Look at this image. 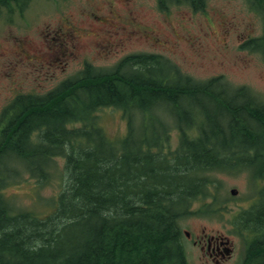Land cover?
Wrapping results in <instances>:
<instances>
[{
    "label": "trees",
    "instance_id": "1",
    "mask_svg": "<svg viewBox=\"0 0 264 264\" xmlns=\"http://www.w3.org/2000/svg\"><path fill=\"white\" fill-rule=\"evenodd\" d=\"M250 1L264 12V0ZM158 2L161 9L205 4ZM249 44L264 50L261 39ZM239 88L229 91L221 76L193 81L171 61L139 54L110 72L87 66L80 78L45 95H17L0 115V264H188L180 221L196 213L199 199L200 214L228 213L206 173L237 166L260 182L257 198L235 220L251 223L258 235L248 264H264V102ZM199 89L203 97L191 95ZM180 91L187 96H175ZM158 95L175 105L182 131L168 152L170 122L156 112L163 104ZM103 107L120 108L127 117L128 132L118 141L99 124ZM194 126L199 136L190 135ZM53 156L65 157L68 175L54 209L45 216L17 209L4 192L19 173L15 162L47 181Z\"/></svg>",
    "mask_w": 264,
    "mask_h": 264
},
{
    "label": "rangeland",
    "instance_id": "2",
    "mask_svg": "<svg viewBox=\"0 0 264 264\" xmlns=\"http://www.w3.org/2000/svg\"><path fill=\"white\" fill-rule=\"evenodd\" d=\"M4 2L0 0L1 4ZM25 3L27 6L22 11L17 9L15 1L9 3L12 13L9 7L0 9V115L17 95H45L80 75L87 62L100 70H114L123 57L139 54L163 57L196 82L221 76L229 91L246 86L258 101L264 102V54L245 45L247 40L264 35V16L252 7L250 0H205L200 9L187 2L170 3L161 9L158 0H30ZM71 31L79 35L75 42L62 35ZM60 42H68L65 46L75 45L74 54L67 59L68 63L57 60L50 64L51 48ZM177 79L181 86L179 80L183 79ZM202 94L199 89L191 95L203 97ZM175 96L183 99L187 95L180 91ZM226 96L231 98L228 92ZM157 97L163 104L156 112L172 124L168 132H171L170 144L175 148L180 141V131L172 123L175 105L168 103L163 95ZM196 107L200 108L198 103ZM97 115L109 138L116 141L126 134L127 117L122 109L102 108ZM140 119L137 113L135 120L139 125L143 121ZM49 164V179L44 181L33 176L25 163L15 162L19 173L9 180L4 192L17 209L40 216L54 209L59 194L68 185V175L63 156H53ZM206 176L220 185V200L228 203L230 211L214 217L190 214L180 221L189 264L216 262L186 242L190 241L186 229L193 237L203 232L230 236L235 254L225 264H240L244 240L231 221L236 212L255 201L260 182L247 170L210 171ZM201 202L199 199L192 211H200Z\"/></svg>",
    "mask_w": 264,
    "mask_h": 264
},
{
    "label": "flooded vegetation",
    "instance_id": "3",
    "mask_svg": "<svg viewBox=\"0 0 264 264\" xmlns=\"http://www.w3.org/2000/svg\"><path fill=\"white\" fill-rule=\"evenodd\" d=\"M65 37H67L72 42H75L77 37L74 31L69 32L68 34L63 33ZM68 42H60L57 46L51 48V62L50 64H54L57 60H65V63H68L67 59L74 54L73 48L70 46H65ZM58 53L64 56H59ZM197 243L201 244L202 249L208 252V256L211 257L212 260L216 261L218 264H222V261L226 259H230L232 255H234V249L230 244H227L224 239L221 237H206L205 235H201L198 237ZM222 260V261H221Z\"/></svg>",
    "mask_w": 264,
    "mask_h": 264
},
{
    "label": "bare ground",
    "instance_id": "4",
    "mask_svg": "<svg viewBox=\"0 0 264 264\" xmlns=\"http://www.w3.org/2000/svg\"><path fill=\"white\" fill-rule=\"evenodd\" d=\"M200 257H201V258H203V257H204V255H203V254H201V255H200Z\"/></svg>",
    "mask_w": 264,
    "mask_h": 264
}]
</instances>
